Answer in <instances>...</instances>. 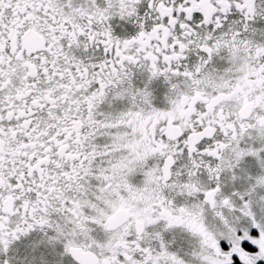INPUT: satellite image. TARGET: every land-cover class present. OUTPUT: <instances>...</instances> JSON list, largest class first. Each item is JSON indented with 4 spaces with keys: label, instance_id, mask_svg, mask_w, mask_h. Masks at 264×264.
I'll return each instance as SVG.
<instances>
[{
    "label": "snow or ice",
    "instance_id": "6c2138e0",
    "mask_svg": "<svg viewBox=\"0 0 264 264\" xmlns=\"http://www.w3.org/2000/svg\"><path fill=\"white\" fill-rule=\"evenodd\" d=\"M0 264H264V0H0Z\"/></svg>",
    "mask_w": 264,
    "mask_h": 264
}]
</instances>
